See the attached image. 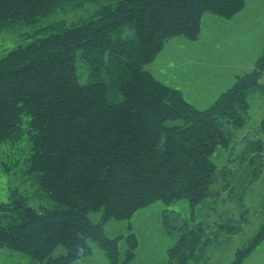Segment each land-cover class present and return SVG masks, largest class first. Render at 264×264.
<instances>
[{
	"label": "trees",
	"instance_id": "16d2710c",
	"mask_svg": "<svg viewBox=\"0 0 264 264\" xmlns=\"http://www.w3.org/2000/svg\"><path fill=\"white\" fill-rule=\"evenodd\" d=\"M245 4L0 0V30L35 23L59 10L73 14L0 59V144L20 154L40 201L49 202L30 208L22 197L0 205V247L36 264H76L91 255L92 240L110 264H131L138 249L135 234L107 237V221L131 220L159 201L169 205L185 200L195 209L220 196L226 186L212 157L219 146L229 148L231 143L221 121L243 128L249 95L260 91L264 96V49L254 69L237 76L206 110L197 109L145 67L169 40L197 41L205 14L229 20ZM110 76L118 103L108 101L105 80ZM254 149L262 155L261 140ZM94 212L102 213L100 223L90 220ZM229 224L221 227L231 232ZM187 232L169 251L171 264H186L195 252V239L188 240L197 233ZM122 240L127 242L123 259ZM263 241L264 225L232 264H242ZM58 247L65 254L55 257Z\"/></svg>",
	"mask_w": 264,
	"mask_h": 264
},
{
	"label": "rangeland",
	"instance_id": "374dc122",
	"mask_svg": "<svg viewBox=\"0 0 264 264\" xmlns=\"http://www.w3.org/2000/svg\"><path fill=\"white\" fill-rule=\"evenodd\" d=\"M92 9L80 14L85 15ZM69 13L59 10L35 23L19 22L0 30V59L14 48L34 40L39 30L56 21L69 20ZM128 33L132 35L133 31ZM263 49L264 0H246L245 8L232 19L205 14L197 41L184 37L169 40L145 70L156 80L180 91L197 109L206 110L233 86L237 76L254 69ZM105 82L109 103H118L120 96L114 78L107 77ZM261 83L264 84L263 76ZM248 100L249 119L243 128L237 129L227 120L221 121V128L231 143L229 148L219 146L212 157L226 186L220 196L207 198L195 209L185 200L169 205L159 201L139 210L131 220L111 219L104 224V233L110 238L135 234L138 249L131 264H171L169 251L179 245L187 231L197 234L188 240L195 239L196 248L186 264H232L239 250L247 248L261 230L264 225L263 93L253 92ZM258 140L263 144L261 156L254 149ZM22 162L17 151H9L0 144V205L22 197L30 208L49 205L46 200L40 201L37 187L25 174ZM246 212V220L242 221ZM89 217L97 224L101 222L102 213L94 212ZM228 223L234 228L231 232L221 227ZM88 245L91 255L76 264H110L96 242L89 240ZM126 249L127 242L122 240L119 243L122 259ZM64 254L65 249L58 247L53 256ZM0 264L36 263L22 253L0 247ZM242 264H264V241Z\"/></svg>",
	"mask_w": 264,
	"mask_h": 264
},
{
	"label": "crops",
	"instance_id": "0c3cea01",
	"mask_svg": "<svg viewBox=\"0 0 264 264\" xmlns=\"http://www.w3.org/2000/svg\"><path fill=\"white\" fill-rule=\"evenodd\" d=\"M248 3V2H247ZM249 5V4H248ZM263 77H264V75H263ZM168 86V85H167ZM175 89V88H174ZM251 96V94L249 95V97ZM249 97H248V99H249ZM248 103H249V100H248Z\"/></svg>",
	"mask_w": 264,
	"mask_h": 264
},
{
	"label": "water",
	"instance_id": "95a60500",
	"mask_svg": "<svg viewBox=\"0 0 264 264\" xmlns=\"http://www.w3.org/2000/svg\"><path fill=\"white\" fill-rule=\"evenodd\" d=\"M27 211H31V209H30V208H28V209H27Z\"/></svg>",
	"mask_w": 264,
	"mask_h": 264
}]
</instances>
